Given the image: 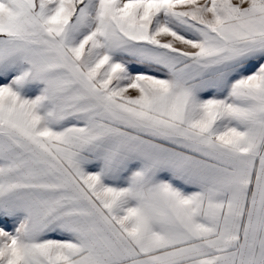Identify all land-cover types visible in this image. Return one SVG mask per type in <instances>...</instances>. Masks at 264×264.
<instances>
[{
    "label": "snow or ice",
    "instance_id": "snow-or-ice-1",
    "mask_svg": "<svg viewBox=\"0 0 264 264\" xmlns=\"http://www.w3.org/2000/svg\"><path fill=\"white\" fill-rule=\"evenodd\" d=\"M0 264H264V0H0Z\"/></svg>",
    "mask_w": 264,
    "mask_h": 264
}]
</instances>
